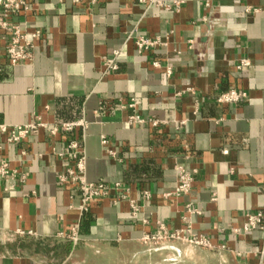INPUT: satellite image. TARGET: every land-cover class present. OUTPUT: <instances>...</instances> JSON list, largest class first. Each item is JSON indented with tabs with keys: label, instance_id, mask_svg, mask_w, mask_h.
I'll list each match as a JSON object with an SVG mask.
<instances>
[{
	"label": "crops",
	"instance_id": "crops-1",
	"mask_svg": "<svg viewBox=\"0 0 264 264\" xmlns=\"http://www.w3.org/2000/svg\"><path fill=\"white\" fill-rule=\"evenodd\" d=\"M147 2L29 0L31 9L15 19L42 37L35 40L34 60L18 65L8 59L0 33V122L87 120V179L120 181L141 205L135 217L127 201L104 198L81 214V192L59 180L73 163L56 153L74 133L53 137L41 129L19 144L0 136V158L29 173L10 190L0 180V264H87L94 254L115 255L126 246L136 259L144 254V233L156 231L158 221L183 228L185 216L196 233L226 248L184 249L182 258L264 264V231H234L248 212H264V0H183L179 11ZM135 27L168 44L139 53L126 40ZM118 48L119 69L109 71L103 57ZM242 59L250 64L239 68ZM231 89L246 96L219 102ZM132 101L135 108L127 107ZM133 113L168 123L130 125ZM177 162L197 169L192 193L165 197L177 185ZM189 202L202 213L190 214ZM74 224L83 242L55 238ZM8 236L16 240L6 242Z\"/></svg>",
	"mask_w": 264,
	"mask_h": 264
},
{
	"label": "built area",
	"instance_id": "built-area-1",
	"mask_svg": "<svg viewBox=\"0 0 264 264\" xmlns=\"http://www.w3.org/2000/svg\"><path fill=\"white\" fill-rule=\"evenodd\" d=\"M73 4H88L89 6L96 5L100 0H71ZM147 2L146 0H140ZM62 3L64 0H58ZM149 4H156L170 11H179L183 0H172L165 2L163 0H150ZM31 9L29 0H0V33L5 39V53L12 65H18L34 60L36 49L35 40L42 37L41 30L29 32L26 28V22H21L15 19V16L20 13L27 12ZM248 11H256V8H247ZM127 41H133L139 53L149 52L158 46L167 45L168 42L163 40L160 36L150 37L141 34L137 27L131 30L126 37ZM122 49H114L109 55L103 57V64L109 71H117L119 69L118 58ZM179 53V51H177ZM154 67H161L159 60L152 62ZM250 64L249 59H242L239 68ZM171 66L167 67V73L171 74ZM246 96V92L231 89L218 96L219 102H237ZM127 107L135 108V102L132 101L127 104ZM127 123L145 124L149 123L156 127L160 124L168 123L155 117L147 118L140 114L133 113L128 116ZM184 124V121H178V127ZM88 121L79 119L74 121H59L48 123L40 118L24 124H8L0 122V136L6 138V141L12 144L23 143L31 134L39 132L41 129L53 137L62 134L74 133L75 137L66 139L64 147L56 151L57 155L73 165L67 168L59 175V180L63 184H72L81 192V202L78 206L81 214L84 215L89 212L92 202L109 198L114 204L121 201H127L130 205L131 214L137 217L141 212V205L130 197V189L120 181L108 183L105 181H90L86 176V156L82 147V139L85 131L88 128ZM103 144H108L109 139L102 136ZM109 154L117 158V153L114 150H108ZM26 152H23L25 154ZM176 172L177 185L174 190L166 192L165 197H184L192 193L193 182L197 169H188L182 162H177L174 165ZM29 178L27 171L20 170L11 165L7 159L0 158V180L5 183V190L16 188L18 184L24 183ZM143 196L146 199L151 197V192L145 190ZM187 210L190 214H201V210L194 206L192 202L187 203ZM185 227L180 229H170L166 222L158 221V228L154 232H147L139 239L140 242L148 247L149 250L167 249L171 247L174 242H184L191 246L206 248L211 250L225 249L224 245L214 244L207 236L198 234L193 229V223L189 216L184 217ZM261 229L264 231V212H248L245 215V222L241 229H235V232H249L254 229ZM20 235L26 234L23 230H18ZM33 235V232H28ZM55 238L62 241H70L74 245L83 242L80 235L79 224H74L69 232H58Z\"/></svg>",
	"mask_w": 264,
	"mask_h": 264
},
{
	"label": "rangeland",
	"instance_id": "rangeland-1",
	"mask_svg": "<svg viewBox=\"0 0 264 264\" xmlns=\"http://www.w3.org/2000/svg\"><path fill=\"white\" fill-rule=\"evenodd\" d=\"M7 238L8 239L6 242L13 238L16 240V237L13 236H8ZM140 244L144 254L141 257L138 256L136 259L130 257L133 248L126 246L123 248L124 250L119 251V253L115 255L98 256L94 254L89 258L87 264H198L197 254H193V257L186 259L182 258L178 252L181 253V250L184 249L189 251L200 249L213 251L211 249L191 246L184 242H174L171 244V247L158 250H149L146 245L142 244L141 242Z\"/></svg>",
	"mask_w": 264,
	"mask_h": 264
}]
</instances>
